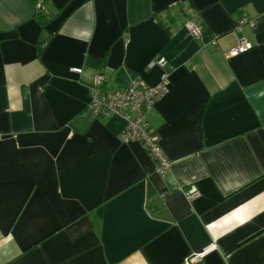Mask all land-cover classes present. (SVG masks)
<instances>
[{
    "label": "crops",
    "instance_id": "1",
    "mask_svg": "<svg viewBox=\"0 0 264 264\" xmlns=\"http://www.w3.org/2000/svg\"><path fill=\"white\" fill-rule=\"evenodd\" d=\"M97 72L108 93L169 82L146 122L164 175L121 117L87 114ZM194 256L264 264V0H0V264Z\"/></svg>",
    "mask_w": 264,
    "mask_h": 264
},
{
    "label": "built area",
    "instance_id": "2",
    "mask_svg": "<svg viewBox=\"0 0 264 264\" xmlns=\"http://www.w3.org/2000/svg\"><path fill=\"white\" fill-rule=\"evenodd\" d=\"M40 5L36 10L43 11ZM253 25V21L248 17L241 19L240 24ZM185 28L188 34L195 40H199L202 33V26L196 20L186 23ZM252 47L251 43L241 38L235 47L224 53V56L235 57L242 54ZM164 65L163 58H155L148 63V68L154 66L162 67ZM71 72L80 74V68H72ZM103 76L96 73L93 77L91 86L89 87L90 102L86 108V112L92 117H101L109 113L121 117L124 122L122 138L124 142H137L147 151L150 158L156 163L157 173L164 175L168 169L169 162L160 149L155 137L151 136L146 130L147 115L153 109L156 102L160 100L167 92L169 82L161 81L156 86H148L144 82H132L125 88L114 92H104ZM197 192L194 189L185 192L187 198H193ZM196 257L190 258L186 264H194Z\"/></svg>",
    "mask_w": 264,
    "mask_h": 264
},
{
    "label": "trees",
    "instance_id": "3",
    "mask_svg": "<svg viewBox=\"0 0 264 264\" xmlns=\"http://www.w3.org/2000/svg\"><path fill=\"white\" fill-rule=\"evenodd\" d=\"M35 18L38 20L39 24L43 27L48 20H50L51 17H48L46 13L40 10H35ZM43 44L42 42L39 43V46H37V55L40 56L42 52V47L40 46Z\"/></svg>",
    "mask_w": 264,
    "mask_h": 264
}]
</instances>
